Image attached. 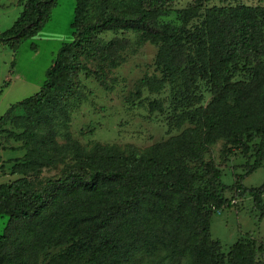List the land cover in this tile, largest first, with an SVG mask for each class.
<instances>
[{
    "label": "trees",
    "instance_id": "trees-1",
    "mask_svg": "<svg viewBox=\"0 0 264 264\" xmlns=\"http://www.w3.org/2000/svg\"><path fill=\"white\" fill-rule=\"evenodd\" d=\"M74 1L72 40L57 50L41 88L0 116V136L7 133L26 150L12 164L11 174L19 176L0 183V216H7L0 264H257V239L239 238L224 255L209 224L214 210L230 205L225 190L248 192L264 214V182L247 189L239 175L223 185L220 170L206 162L207 184L198 186L190 162H202L205 147L221 138L225 153L240 149L244 155L257 140L245 174L264 160V7L211 5L199 17L202 1L209 0H194L177 11L181 22L173 24L159 20L173 0ZM56 3L18 0L22 11L0 31V45L16 51L40 31ZM106 31L120 36L104 42L100 34ZM128 32L157 47L154 61L166 78L181 77L189 85L204 78L212 98L178 117V125L188 120L189 127L145 149L97 141L59 144L56 121L65 124L84 98L79 74L106 86L102 73L87 63L117 65L116 56L129 48ZM239 63L247 75L232 80ZM141 84L156 91L164 79L143 77ZM149 108L161 105L151 101ZM17 109L25 116H16ZM8 123L20 131L6 129ZM67 160L72 164L57 178L39 184L30 178Z\"/></svg>",
    "mask_w": 264,
    "mask_h": 264
},
{
    "label": "rangeland",
    "instance_id": "rangeland-1",
    "mask_svg": "<svg viewBox=\"0 0 264 264\" xmlns=\"http://www.w3.org/2000/svg\"><path fill=\"white\" fill-rule=\"evenodd\" d=\"M194 0H173L167 5V10L159 15V20L180 24L177 11L192 6ZM74 0H57L48 21L33 37L28 38L19 45L16 51L7 46L0 45V116L9 106L36 93L44 83L45 71L52 63L59 47L72 40L71 22L74 13ZM248 4L264 7V0H209L202 1L200 15L204 14L206 7L211 5ZM22 11L18 0H0V31L12 25ZM92 14L93 11L91 10ZM197 17V18H199ZM191 26L194 28L196 23ZM112 31L100 34L105 42L114 39ZM125 37L129 39L127 48L116 56L117 65L106 60L102 63L89 61V67L98 70L103 75L102 84L93 76L86 77L79 74L81 89L84 98L71 111L67 122L57 120L54 127L56 142L59 144L69 140H78L82 144L95 141L100 143L126 145L132 144L140 149L166 140L179 134L190 124L186 120L178 125V117L184 112L193 111L199 105H206L213 96L211 84L204 78L189 85L184 78L169 80L155 64L157 47L140 38L139 33L128 32ZM239 70L235 72L232 80L244 78L245 67L239 63ZM143 77L164 79L159 90L152 91L141 84ZM197 98H200L198 101ZM157 102L161 109L150 111L149 102ZM16 116H25L22 109L14 111ZM27 122L26 119L23 122ZM93 127L91 132H87ZM8 130L20 131L13 124H6ZM84 132H86L84 134ZM257 140L250 143L247 155L235 149L232 153L226 152L225 139H219L214 144L205 147L202 162H190L193 172L198 179L195 184H207L208 168L206 162L213 163L221 172V182L230 186L237 176L241 175L242 186L252 188L264 182V160L252 172L245 174L247 164L254 161V145ZM15 148V149H14ZM26 150L22 142L15 141L7 133L0 136V183L13 180L19 175H12L11 168L15 159L23 158ZM72 161H58L55 165L44 167L40 173L30 178L36 183H44L49 178H57L63 174ZM222 197L230 201L214 210L210 219L209 234L218 242L219 252L224 255L230 246L239 238L247 235L257 239L262 247L256 251L257 264H264V214L258 210L248 192L233 195L225 190ZM264 205V193L262 195ZM7 216H0V234L5 227Z\"/></svg>",
    "mask_w": 264,
    "mask_h": 264
},
{
    "label": "crops",
    "instance_id": "crops-1",
    "mask_svg": "<svg viewBox=\"0 0 264 264\" xmlns=\"http://www.w3.org/2000/svg\"><path fill=\"white\" fill-rule=\"evenodd\" d=\"M1 164H2V163H1ZM1 164H0V165H1Z\"/></svg>",
    "mask_w": 264,
    "mask_h": 264
}]
</instances>
